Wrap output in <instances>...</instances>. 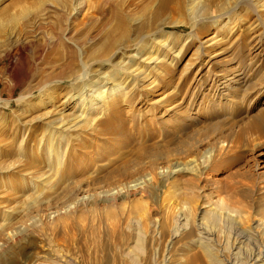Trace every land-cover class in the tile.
<instances>
[{
    "label": "rangeland",
    "instance_id": "1",
    "mask_svg": "<svg viewBox=\"0 0 264 264\" xmlns=\"http://www.w3.org/2000/svg\"><path fill=\"white\" fill-rule=\"evenodd\" d=\"M263 27L264 0H0V264H178L125 255L141 194L121 199L122 184L190 162L215 183L264 184V131L251 128L264 115ZM138 50L160 62L131 78ZM75 116L86 124L58 158L44 132ZM109 120L123 136L103 132ZM154 151L167 153L133 166Z\"/></svg>",
    "mask_w": 264,
    "mask_h": 264
},
{
    "label": "bare ground",
    "instance_id": "2",
    "mask_svg": "<svg viewBox=\"0 0 264 264\" xmlns=\"http://www.w3.org/2000/svg\"><path fill=\"white\" fill-rule=\"evenodd\" d=\"M148 36L145 31L140 33L141 47ZM254 38H264V27ZM140 53L141 50H138V55ZM158 58L152 55L143 58L140 55L137 61L143 65L142 69H132L133 65H130L124 69L125 73L134 78L151 65L150 68L154 70L160 62ZM146 65L148 68H144ZM201 70L198 69V72ZM105 75L101 76L104 79L102 86L110 83V78ZM216 76L223 79L225 74ZM234 81V76H229L222 82L227 86L228 82ZM115 87L120 89L114 85L113 90H116ZM94 99L102 103L105 101L102 92L95 93ZM263 116L251 128L264 131ZM85 124L80 116L67 120L60 118L44 132L47 142L57 146L58 158L61 156L59 146L68 144L74 137L73 134ZM103 132L115 137L123 136L121 129L111 120L105 122ZM190 147H193L190 142H183L180 150L184 149V153L189 156ZM222 149L223 147L219 149L218 156ZM224 151L228 149L224 148ZM166 153L167 151H154L143 155L134 160L133 166L142 164L146 158L152 166V161L162 159ZM60 164V161L54 163L53 168H59ZM131 169V166L124 165L116 173L125 180ZM208 169L209 166L203 163L190 162L183 164L181 168L168 167L161 176L131 181L134 183L131 186V182L122 184L127 193L121 199L141 194L139 200L132 199L128 202L129 208L125 213V223L131 232L130 246L126 247L125 255L132 262L136 258H181L178 264H264V184L252 181H235L230 185L215 183L206 177ZM145 181L142 188L140 185ZM210 188L212 190L208 191ZM213 194H216V199ZM114 198L108 197L106 201L110 203ZM124 217L123 215V219ZM114 231L115 226L112 225L110 238H113ZM163 240L165 244L161 249L159 246ZM49 258L54 257L48 253L42 255L37 264H52Z\"/></svg>",
    "mask_w": 264,
    "mask_h": 264
}]
</instances>
